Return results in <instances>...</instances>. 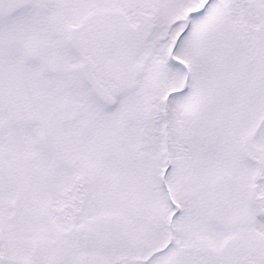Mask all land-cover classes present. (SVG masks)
I'll use <instances>...</instances> for the list:
<instances>
[{"label":"snow or ice","instance_id":"obj_1","mask_svg":"<svg viewBox=\"0 0 264 264\" xmlns=\"http://www.w3.org/2000/svg\"><path fill=\"white\" fill-rule=\"evenodd\" d=\"M0 264H264V0H0Z\"/></svg>","mask_w":264,"mask_h":264}]
</instances>
